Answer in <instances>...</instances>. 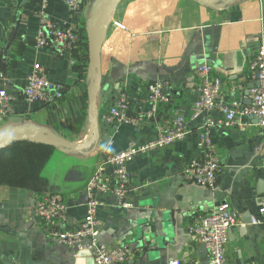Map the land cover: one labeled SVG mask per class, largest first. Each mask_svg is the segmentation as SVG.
I'll return each instance as SVG.
<instances>
[{
    "label": "crops",
    "instance_id": "0c3cea01",
    "mask_svg": "<svg viewBox=\"0 0 264 264\" xmlns=\"http://www.w3.org/2000/svg\"><path fill=\"white\" fill-rule=\"evenodd\" d=\"M93 1L85 0L76 19L64 0H27L23 6V0H0V86L9 95L12 109L0 116V129L32 123L72 143L81 144L87 138L93 81L87 22ZM224 1L219 9L192 0L121 1L108 18L99 54L96 146L89 154L54 148L40 173L44 181L40 195L0 185V264H92L89 256L75 259L77 252L53 241L38 221L18 232L30 221L31 201L60 195L68 206V226L77 227L85 213V204L78 205V199L104 155L153 139L166 122L178 116L184 118L190 133L174 145L129 162L134 188L129 201L134 208H116L107 197L98 211V242L111 248L128 244L127 264H168L171 260L207 264L206 249L201 251L189 229L226 203L232 216L245 225L228 235V263L264 264V225L251 224L259 216L264 195V134L255 120L240 119L238 125L223 127L221 112H211L216 126L209 134L223 167L216 187L189 185L181 175L185 165L202 154L197 147L198 129L205 115L195 117L193 111L200 96L198 68L211 67L222 81L228 102L249 104L248 92L255 83L249 66L264 38V0H221L215 5ZM42 18L58 27H75L77 46L60 48L49 38L47 46L36 48L34 38ZM35 65L61 93L53 104L28 103L22 96ZM156 79L168 81L170 88L168 103L159 107L154 119L129 125L105 121L104 115L117 105L122 93L130 97L129 117L140 118L149 107L147 85Z\"/></svg>",
    "mask_w": 264,
    "mask_h": 264
},
{
    "label": "built area",
    "instance_id": "2783aa9c",
    "mask_svg": "<svg viewBox=\"0 0 264 264\" xmlns=\"http://www.w3.org/2000/svg\"><path fill=\"white\" fill-rule=\"evenodd\" d=\"M64 3L71 15L78 19L85 0H64ZM77 25L79 26L78 20ZM49 38L53 44L65 49L74 48L79 43L75 27L70 25L58 27L42 18L34 38L36 48L41 49L47 46ZM249 70L254 76L257 75L258 87L249 90L247 96L249 104H244L241 101L228 102L225 100L222 94V81L212 73L210 66L204 64L198 68L200 96L193 105V111L195 117L199 113L205 115V121L198 129L197 147L202 154L185 165L181 175L187 184L212 190L216 187L217 178L223 170L216 146L209 134V130L216 126L210 117L214 110H219L223 115V120L219 122L223 127L238 125L240 119H254L255 125L264 134V38L261 39L253 54ZM169 88L170 83L163 79H156L148 84L146 88L148 110L136 119L129 117L130 97L127 93H122L117 105L110 108L109 112L104 115V119L118 125H129L140 120L154 119L159 107L169 101ZM22 96L28 103L50 105L61 97V93L43 75L40 67L35 65L27 78ZM11 110V99L6 90L0 86V116L8 115ZM188 133L190 131L186 121L183 117L178 116L174 120L166 122L153 139L130 145L125 150L114 154H105L104 158L96 164L94 173L87 181L85 213L82 222L77 227L68 226V206L57 194L39 196L36 199L33 208L36 223L38 221L53 241L63 244L77 253L88 252L93 264H127L130 253L128 244L111 248L98 242L97 238L101 227L98 211L105 206L107 197L113 199L116 208L133 209L134 206L129 201V197L134 191V188L131 187L129 162L136 156L148 155L174 145L185 139ZM111 145L112 141L108 146ZM262 161L264 169V148ZM258 214V217L251 219L252 225H264V195ZM244 227V224L239 223L232 216L229 206L224 203L216 207L209 215L197 220L190 227L189 233L205 247L207 264H229L226 256L228 235L231 230ZM168 264L181 263L178 260H171Z\"/></svg>",
    "mask_w": 264,
    "mask_h": 264
},
{
    "label": "water",
    "instance_id": "95a60500",
    "mask_svg": "<svg viewBox=\"0 0 264 264\" xmlns=\"http://www.w3.org/2000/svg\"><path fill=\"white\" fill-rule=\"evenodd\" d=\"M27 0H23L22 6ZM122 0H94L91 6L90 17L87 22V42H88V58H89V73L93 76L91 89L88 95V121L90 131L83 143L77 144L67 141L66 139L57 136L51 130L45 127L36 126L32 123L21 125H8L0 129V150L6 149L13 143L28 141L30 143L41 144L52 148H63L70 151H83L89 154L91 149H94L98 135V112L96 109V97L100 89L101 73L99 64V54L101 47L105 41L107 33V21L111 13L119 6ZM202 6H207L215 9L223 8L225 1L222 4L215 5L221 0H192ZM193 45H191L184 54V58L189 55ZM184 60V59H183ZM258 87V78L255 75V83L251 88ZM250 89V88H248ZM87 202V195L83 193L78 199V205ZM30 221L20 227L19 231H27L36 225V220L33 216L34 200L30 203ZM201 245V251L204 250ZM205 253V250H204ZM89 256L86 251L76 253L75 259L79 257ZM91 260V259H90ZM93 264V261L91 260Z\"/></svg>",
    "mask_w": 264,
    "mask_h": 264
},
{
    "label": "trees",
    "instance_id": "16d2710c",
    "mask_svg": "<svg viewBox=\"0 0 264 264\" xmlns=\"http://www.w3.org/2000/svg\"><path fill=\"white\" fill-rule=\"evenodd\" d=\"M53 149L21 141L0 150V185L28 189L40 195L44 185L40 173Z\"/></svg>",
    "mask_w": 264,
    "mask_h": 264
}]
</instances>
